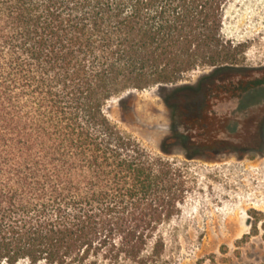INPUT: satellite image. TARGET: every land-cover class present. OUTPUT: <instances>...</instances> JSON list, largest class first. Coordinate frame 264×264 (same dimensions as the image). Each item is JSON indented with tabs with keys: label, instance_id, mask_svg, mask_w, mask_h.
<instances>
[{
	"label": "trees",
	"instance_id": "obj_1",
	"mask_svg": "<svg viewBox=\"0 0 264 264\" xmlns=\"http://www.w3.org/2000/svg\"><path fill=\"white\" fill-rule=\"evenodd\" d=\"M229 1L0 0V264H158L186 172L108 105L235 71Z\"/></svg>",
	"mask_w": 264,
	"mask_h": 264
},
{
	"label": "rangeland",
	"instance_id": "obj_2",
	"mask_svg": "<svg viewBox=\"0 0 264 264\" xmlns=\"http://www.w3.org/2000/svg\"><path fill=\"white\" fill-rule=\"evenodd\" d=\"M224 34L241 46L238 68L179 96L174 115L159 87L108 105L115 124L186 172L189 193L160 229L158 264H264V0H230Z\"/></svg>",
	"mask_w": 264,
	"mask_h": 264
}]
</instances>
